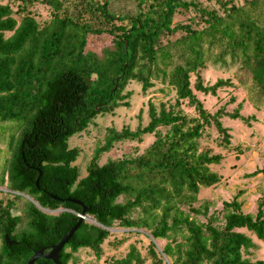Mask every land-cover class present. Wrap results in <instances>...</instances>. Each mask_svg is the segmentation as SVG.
<instances>
[{
    "label": "trees",
    "instance_id": "16d2710c",
    "mask_svg": "<svg viewBox=\"0 0 264 264\" xmlns=\"http://www.w3.org/2000/svg\"><path fill=\"white\" fill-rule=\"evenodd\" d=\"M190 3L148 0L144 10L115 15L107 9L108 0L96 4L85 0L91 22L64 12L43 25L29 14L16 20L11 8L0 4V123L14 122L13 131L18 134L12 141V133L9 159L0 169V184L9 190H0V264H25L34 251L55 244L82 209L66 198L81 201L84 216L94 222H80L58 250V264H67L79 248L98 254L113 222L135 232L146 230L154 241H149L148 253L159 263L165 257L170 264H260L242 256V250L255 246L242 229L264 240V192L254 214L242 212L236 193L222 204L219 219L216 215L204 221L194 217L204 211L192 206L198 188L218 181L207 166L217 163L219 156L197 150L202 125L212 119L223 143H228V134L219 121V109L207 114L195 98L189 74L195 73L196 91L214 95L228 81L217 79L204 85L198 71L205 61L225 64L227 57L264 93V0L230 4L223 15L197 9L200 27L172 24L173 14ZM113 19L124 23L115 25ZM177 31V36L162 40ZM102 32L109 35L110 44L99 54L85 51L86 34ZM129 80L140 82L142 89L151 80L166 82L175 89L177 99L187 98L194 105L203 123L172 107L160 104L156 111L150 104L145 126L110 130L107 139L110 145L154 133L147 149L136 157L102 164L94 156L85 174L78 177L77 167L71 164L78 148L68 147L67 139L95 115L123 104L122 90ZM158 125L168 126L163 135L154 132ZM258 172L264 180L263 168L247 175ZM24 195L43 208L69 210L43 212ZM19 201L22 212L16 215L11 210ZM5 235L15 242L6 244ZM157 240H165L161 253ZM141 261L131 246L123 257L107 264ZM34 264L55 263L36 258Z\"/></svg>",
    "mask_w": 264,
    "mask_h": 264
},
{
    "label": "rangeland",
    "instance_id": "374dc122",
    "mask_svg": "<svg viewBox=\"0 0 264 264\" xmlns=\"http://www.w3.org/2000/svg\"><path fill=\"white\" fill-rule=\"evenodd\" d=\"M86 1L91 4L101 2V0ZM147 1L140 0L138 3V0H108L107 9L115 15L134 14L138 8L144 10ZM185 1L192 3L187 9H180L173 14L172 24L189 23L190 26L200 27L201 19L197 9L223 15L230 4L240 6L245 2V0ZM53 2L54 4L49 0H0V4H7L11 8L16 20H19L23 14H29L37 24L43 25L54 15H63L64 12L77 20L86 22L92 20L91 10L84 5L85 0H53ZM112 22L115 25L124 23L116 19ZM178 34L179 31L170 36H164L162 40ZM109 44L110 37L107 33H88L85 36L84 50L99 54ZM198 74L204 85L213 84L217 79L228 81L226 85L216 88L215 94L211 95L196 91L193 88L195 73L189 74L191 91L201 102L205 112L212 114L219 109L218 118L221 125L226 128L228 143L221 141V134L216 130L212 119L209 118L208 122L203 123L194 105L190 104L187 98L177 99L175 89L166 82L151 80V85L142 89L140 82L129 80L122 90V94H126V97L122 99L123 104H119L109 112L95 115L82 131L67 139L68 147L78 148V155L71 163L77 167L78 177L85 174L94 156L97 163L102 164L107 160L132 158L143 153L154 140V133H141L133 139L110 141L109 145L107 143L109 131L118 132L122 128L134 131L145 126L149 120V105L151 104L157 111L162 104L165 108L172 107L185 117L203 123L200 137L197 139V150L219 156L217 163L207 166L217 175L218 181L210 186L198 188L192 206L204 211L194 214V217L204 221L209 215H216L219 219L223 212L222 204L229 201L236 193L239 194L237 200L241 202L242 212L254 214L264 192V180L261 172L251 176L247 174L255 169H264V93L259 92L258 88L252 84L249 75L240 71L236 64L230 63L227 57H225V64L205 61ZM232 113H237V116L230 117L229 114ZM14 124L10 121L0 123V169L9 159L10 149L7 144L14 133ZM167 128V125H158L154 132L163 135ZM17 137L16 132L12 135V141H15ZM4 187L5 183L0 184V189ZM117 200L120 201L121 197ZM22 206L23 203L19 201L11 212L19 215L22 212ZM85 221L93 223L87 216ZM108 231L109 234L100 244L101 249L98 254L90 248H79L67 264H107L123 257L131 246L142 258L139 264H170L167 259L159 263L148 253L147 245L151 239L146 230L140 228L135 232L121 228L117 222H113ZM242 232L255 244L252 248L242 250V256L250 261L259 260L260 264H264V240L257 239L245 229H242ZM164 242L165 240H157L155 244L160 249Z\"/></svg>",
    "mask_w": 264,
    "mask_h": 264
},
{
    "label": "water",
    "instance_id": "95a60500",
    "mask_svg": "<svg viewBox=\"0 0 264 264\" xmlns=\"http://www.w3.org/2000/svg\"><path fill=\"white\" fill-rule=\"evenodd\" d=\"M40 175V172L38 171V175L36 176L35 180H34V185L37 186V179ZM28 200H30L38 209H40L43 212H53L54 210L51 209H47V208H43L40 205H38L35 201H33L30 197L24 195ZM52 198L56 199V200H63L61 198H58L56 196L52 195ZM66 201L72 202V203H76L78 205H80L82 207L80 214H78V219L76 220V222L59 238V240L53 244L46 252H43L42 249H39L37 251H34L26 260L25 264H33L34 260L36 258H45V259H50L52 260L55 264H58L57 262V252L58 250L66 243V241L68 240V238L71 236V234L75 231V229L79 226L80 222L85 219L84 216V212L86 210V208L84 207V205L82 204L81 201H79L78 199L75 198H66ZM92 222H94L91 219ZM151 238V237H150ZM4 240L6 244H11L14 243V240H10L6 235L4 236ZM152 240V239H151ZM153 241V240H152ZM154 242V241H153ZM158 248V247H157ZM159 252L161 253V250L158 249ZM165 259V257H164ZM166 260V259H165Z\"/></svg>",
    "mask_w": 264,
    "mask_h": 264
},
{
    "label": "flooded vegetation",
    "instance_id": "af4514ba",
    "mask_svg": "<svg viewBox=\"0 0 264 264\" xmlns=\"http://www.w3.org/2000/svg\"><path fill=\"white\" fill-rule=\"evenodd\" d=\"M0 190H2V191H9V190H7L6 188H1ZM51 210H54L53 212L54 213H57V212H60V211H63V210H69V209H67V208H64V207H58V208H56V209H51ZM42 249V251L43 252H46L48 249H45V248H41ZM58 253V252H57ZM39 258H41V257H39ZM43 259H45V258H43ZM56 259H58V255H57V258ZM36 260V259H35ZM34 260V261H35ZM45 260H50V259H45ZM51 262H52V260H50ZM33 264H34V262H33Z\"/></svg>",
    "mask_w": 264,
    "mask_h": 264
}]
</instances>
